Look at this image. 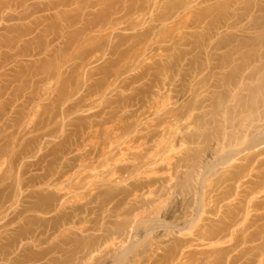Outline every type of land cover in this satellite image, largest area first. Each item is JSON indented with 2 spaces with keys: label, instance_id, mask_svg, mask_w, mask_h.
Returning <instances> with one entry per match:
<instances>
[{
  "label": "rangeland",
  "instance_id": "1",
  "mask_svg": "<svg viewBox=\"0 0 264 264\" xmlns=\"http://www.w3.org/2000/svg\"><path fill=\"white\" fill-rule=\"evenodd\" d=\"M0 264H264V0H0Z\"/></svg>",
  "mask_w": 264,
  "mask_h": 264
},
{
  "label": "bare ground",
  "instance_id": "2",
  "mask_svg": "<svg viewBox=\"0 0 264 264\" xmlns=\"http://www.w3.org/2000/svg\"><path fill=\"white\" fill-rule=\"evenodd\" d=\"M17 1H18V0H17ZM20 1H22V0H20ZM20 4H21V2H20ZM22 4H23V3H22ZM17 5L19 6V3H18ZM15 6H16V5H15ZM16 7H17V6H16ZM22 16H23L22 14H18L16 17H14L13 15H12V16L10 15V16H8L7 18L12 20V19H14V18H22ZM16 51H17V50H16ZM251 148H252V147H251ZM244 149H245V148H244ZM244 149H242V151H245ZM237 153H238V152H237ZM238 154H239V153H238ZM238 154L235 153L236 156H237ZM235 155H234V153H233V155H232V154H229V155H227V156L225 155L224 158L222 157L223 159L221 160V163H222V164H227V163H229L233 158L236 157ZM219 157H220V156H219ZM218 160H219V158H218ZM221 163H220V164H221ZM221 166H223V165H221ZM45 184H47V183H45ZM52 198H53V197H52ZM52 198H51V199H52ZM55 198H57V200L59 199V197H57V196H55ZM35 206L37 207V209H41L39 203H37L36 205H34V207H35ZM43 211H46V209L43 208ZM55 222H56V223H59V222H57V221H55ZM148 222H149V221H148ZM56 223H55V224H56ZM55 224H53V225L56 226ZM147 225H148V223H147L146 219H145V220H143V219L141 220V219H140V220H138V221H135V223H134L133 225H131V228H132V230H134V233H135V232H138V229H141V228H143V227H144V229H145V226H147ZM149 225H150V224H149ZM139 227H140V228H139ZM150 228H151V226H150ZM153 228H154V227H153ZM166 228H167V227H166ZM169 228H170V226H169ZM173 229H174V228H173ZM173 229H171V230H173ZM171 230H170V231H171ZM119 231L121 232L122 229H119ZM170 231H169V232H170ZM174 231H175V230H174ZM105 235H106V234H105ZM106 236H107V235H106ZM113 236H114V235H113ZM113 236H112V237H113ZM112 237H111V238H112ZM104 238L106 239L107 237L104 236ZM109 238H110V236L108 237V239H109ZM110 240H111V239H110ZM113 240H115V238H114ZM119 240H120V239H119ZM121 240H122V239H121ZM121 240H120V241L117 240V241H118V242H122ZM111 241H112V240H111ZM117 241H115L114 244H116ZM114 244H113V245H114ZM114 254H115V253H114ZM115 257H116V256H115ZM163 258L166 259L167 257H165V255H164V256H162L161 259H163Z\"/></svg>",
  "mask_w": 264,
  "mask_h": 264
}]
</instances>
